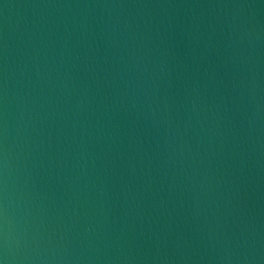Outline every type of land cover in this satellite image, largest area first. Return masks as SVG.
I'll return each mask as SVG.
<instances>
[{"label": "water", "instance_id": "water-1", "mask_svg": "<svg viewBox=\"0 0 264 264\" xmlns=\"http://www.w3.org/2000/svg\"><path fill=\"white\" fill-rule=\"evenodd\" d=\"M0 264H264V0H0Z\"/></svg>", "mask_w": 264, "mask_h": 264}]
</instances>
